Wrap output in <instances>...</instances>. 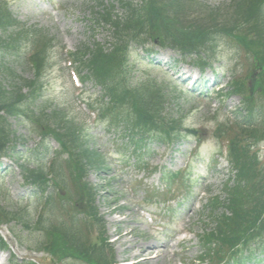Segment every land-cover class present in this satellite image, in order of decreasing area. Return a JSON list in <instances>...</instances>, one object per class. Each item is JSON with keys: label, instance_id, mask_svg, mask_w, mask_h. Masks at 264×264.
<instances>
[{"label": "rangeland", "instance_id": "obj_1", "mask_svg": "<svg viewBox=\"0 0 264 264\" xmlns=\"http://www.w3.org/2000/svg\"><path fill=\"white\" fill-rule=\"evenodd\" d=\"M200 1L206 4L205 11L212 10L207 17L218 18L222 10L218 14L214 8L225 7L222 9L227 11L234 0ZM6 2L8 9L22 25L27 26L30 30H41L50 44L47 49V54H49L48 69L44 71L39 80L40 93L42 94L39 103H43L46 99L49 113L53 109L62 110L68 119L76 121L81 126L89 140V145L103 153L105 167L101 169L91 167L87 179L99 189L100 194L97 201L101 212L107 217L108 235L114 240V253L118 263L199 264L196 261L201 254L199 234L206 225H211L212 220L206 208L207 197L199 209L194 208L193 199L195 200L200 191L208 184H210L211 195H220L221 198H224L225 183L231 175H226L227 167L220 169V166L224 165V161H220V158L214 155L215 148L218 147L215 137L217 125L215 119L212 118L211 110H216L215 108L218 107L219 112L223 111L221 113L223 116L233 114L240 102L237 96L226 97L222 100L215 90L216 87L220 88L227 83L232 76V71L236 70L238 77L244 78L242 74L247 65L250 66L251 56L237 49L241 52L239 54L231 44L232 41L230 43L226 39H220L216 44L214 61L217 68H208L203 74L202 82L197 87L198 92L212 89L210 90L212 94L210 97L194 98L185 92L188 88L184 82L187 81L186 78L192 76L193 79L188 84L191 86L194 79L197 80L196 78L202 75L195 65L189 61V63L187 61L175 63L172 60L175 55L172 50L157 47H155L158 49L155 61L161 60L164 66L150 65L149 58L143 57V52L140 49L135 50L139 47L131 44L129 47L131 51L129 69L131 70L127 87H133L134 84L146 80V84H142V86L147 98L152 97L155 101L159 97L158 93L164 90L167 99L164 108L157 104L151 105L154 106L152 112L157 126L160 128L170 116L172 117L171 114L176 116L175 112H181L183 128L184 126L196 128L202 138L200 153L192 160L187 169L191 171L192 177L194 176L193 185L190 188L192 191L185 195L182 194V197L175 201L150 202L149 199H146L149 188L156 190L159 187L162 189L161 169L175 172L189 166V157H191L196 141L193 138L171 144L158 140L148 141L142 145L143 153L137 155L138 147L129 143L124 132L115 128L108 130L103 122L97 121L93 113H89L84 102L80 100L82 95L87 98L90 95L99 96L102 90L100 86L90 80L80 83L81 87L73 82L70 75L73 65H70L68 52L76 51L84 44L91 46L104 43L108 47L113 41H117L113 30L100 20L98 15L99 3L103 2L108 6L111 2L113 3V0H7ZM114 3L118 6L117 1ZM199 22L201 21L197 20L196 23ZM196 27L197 25L193 24V28ZM189 29L191 28L189 27ZM191 32L195 31L191 29ZM20 44V47L16 49L18 54L0 55V84L11 83L9 72L6 71V68L9 67L14 74L27 80L35 77L34 69L25 55L30 48L39 45L34 44L32 40H26ZM212 71L217 72L215 77H211ZM260 80L264 84V76ZM212 82H217L220 86H212ZM246 91L247 89H244V92ZM253 103L259 106L264 104V95L255 94ZM129 112L130 109L125 108L120 116L126 117ZM9 123L18 139L14 146L15 149L8 150L0 157V204L9 209L18 208L21 210L23 209L21 207L25 206V201H35L32 194L33 189L25 183L22 167L28 169L44 167L47 160L59 151L60 146L56 140L45 138L41 134L31 131L27 121L23 119L11 117ZM43 124L46 128L45 122ZM47 125L51 127L50 124ZM260 145L261 160L259 163H255L258 164L255 175L259 178L261 176L259 173L264 172L263 140ZM133 181L136 183L135 189ZM146 188L148 191H145ZM109 190L113 193L117 192V196L121 199L117 204V208L120 207L119 215L113 214L111 204L115 199L108 200L107 194H105ZM64 194L66 195V193ZM69 196L73 197L70 191ZM194 196L196 197L194 198ZM44 206L47 208V205ZM137 206L167 213V219L158 221L165 225V230L161 233H152L149 230L150 226L134 210ZM34 209L35 204L32 203L28 210L30 227L20 223L1 226L0 231L7 240L8 251H3L0 256L3 254L6 259L10 257L11 264H13L12 255L16 256L14 261L17 259L16 262L20 263L21 259L32 258L36 256L35 254L43 257L45 264H75L72 261L54 263L51 257L45 253H35L28 249L31 240L38 236L37 233L40 229L36 223L37 214ZM46 217L51 218L52 216L47 215ZM185 225L191 229L192 233L186 242H183L179 247L176 246L177 253L171 254L170 245L176 241V233ZM12 229L22 237L24 242L19 241L13 235ZM259 236L261 237L257 242L264 243V230L259 233ZM138 245L141 247L138 248ZM255 247L258 248L256 244H252V248ZM179 251L182 252L178 253ZM257 254L256 260L259 261L246 264H264L263 254L258 250ZM0 260L3 262L2 259Z\"/></svg>", "mask_w": 264, "mask_h": 264}, {"label": "trees", "instance_id": "obj_2", "mask_svg": "<svg viewBox=\"0 0 264 264\" xmlns=\"http://www.w3.org/2000/svg\"><path fill=\"white\" fill-rule=\"evenodd\" d=\"M7 0H0V53L12 51L13 54H18L16 51L23 41L32 40L37 52L33 56V64L36 70V78L33 80L12 77L11 88L7 90L4 86H0V113H6L21 116L22 103L32 100V97L38 91V82L42 78L44 71L47 69V49L50 47L48 40L45 39L40 30H30L27 26L22 25L13 16L8 9ZM116 1V0H115ZM119 9L111 3L108 6L99 3L100 11L99 18L113 29L116 42L111 47L98 43L95 46H82L76 52L71 54L72 59L77 63L78 68L87 70L90 78L103 86L105 95L110 97V103L106 104L99 101L101 109L106 112L114 113L118 107L123 104H128L132 110L137 108L136 114L138 117L134 123L138 126V119L142 116L143 122L147 129H141V135L164 140L168 137H163L164 129L150 126H156V120L153 118V104L161 106L166 100L164 90L160 91L157 101L150 97H146L142 84L138 83L134 87H126L128 85V47L131 42L138 44H160L164 47H169L175 50L181 57L198 54L197 58H193L196 65L201 68L211 65L215 58L216 44L220 39H236L244 43L248 49L254 51L256 49L257 58H254V69L248 75L247 81H233L230 85L231 93H243L244 89L264 93V84L260 78L264 76V16L260 0H245L244 5L248 4L247 11L236 16H227L220 18L201 17L197 27L194 29L193 21L197 15L192 17L193 13H200L199 7L203 8L201 3L196 0H140L132 2L131 0H117ZM241 1L239 5H241ZM244 11V10H243ZM246 15V16H244ZM253 19L254 24L249 25ZM195 32H191V29ZM256 30V34L252 37L251 31ZM9 33V35H7ZM33 37V38H31ZM252 37V38H251ZM249 40V41H248ZM9 52V53H12ZM201 52H206L201 55ZM255 53V52H254ZM200 54V55H199ZM11 76V75H10ZM17 79V81H15ZM24 87L29 88V94L22 93ZM23 100V101H21ZM31 102V101H30ZM245 103L248 106L245 110L239 111L243 116L244 123L242 124V134H237L231 139V153L233 154L237 167V180L226 191V199L220 200L219 197L213 198L211 201V211L215 212L218 208H226L231 215L227 213L221 214L216 219L217 236H214L219 241L249 240L248 230L255 229V237L264 230V172L257 174V157L251 154L253 147L259 140H264V119L258 121L259 117H254V114H259L258 111L249 104L246 98ZM139 109V111H138ZM247 110V111H246ZM35 120L50 122L53 128L47 130L46 133H52L59 141L63 150H70L78 162V167L84 173L87 164L89 166L94 161L92 154L89 151L81 152L80 146L83 141L80 137L81 130L78 123L67 119L63 113L53 112L50 116L43 112L39 116H33ZM130 119V118H129ZM131 120V119H130ZM176 119L171 118L168 129H173ZM46 124V123H45ZM135 127V126H134ZM159 132H158V131ZM139 131V134H140ZM165 130V135H166ZM176 137L179 134L174 133ZM175 137V138H176ZM141 139H143L141 137ZM11 132L6 123V117L0 114V152H6L13 149ZM13 142V141H12ZM9 143V145H8ZM85 161V162H84ZM87 163V164H86ZM260 165V164H259ZM23 174L25 180L32 185L38 186L44 191L50 180L48 172L45 168L28 169L24 168ZM57 173L56 184L65 180L61 178V167L59 166ZM54 183V182H53ZM54 183V186H56ZM260 187H259V185ZM81 191V201L78 205L85 209L82 200L86 198L87 207L91 210V215L96 217L97 211L93 205L92 190L85 183L79 185ZM52 202V199L50 200ZM53 208V207H51ZM3 207H0V222L1 219L9 221V214ZM13 217V216H12ZM15 217V216H14ZM18 217V215H17ZM43 217V216H42ZM41 217V218H42ZM40 218V219H41ZM18 219V218H17ZM19 219L28 226V221L25 214ZM40 221V220H39ZM38 221V223H39ZM48 221V220H47ZM262 222L257 225L258 222ZM42 223V222H40ZM62 224L54 225V223H46L41 225L40 236L41 241L35 246L36 249H44L53 255L58 260L77 259L76 261H86L89 264H111L112 261L100 249H91L90 235H85L77 224L72 222L70 225ZM236 235L234 236V234ZM16 235V234H15ZM250 237V235H249ZM20 239V237H19ZM22 240V239H21ZM227 243V242H225ZM211 252L212 245L206 244ZM235 244L232 243V249ZM230 251H232L230 249ZM219 252L217 253V255ZM75 261V260H74Z\"/></svg>", "mask_w": 264, "mask_h": 264}, {"label": "bare ground", "instance_id": "obj_3", "mask_svg": "<svg viewBox=\"0 0 264 264\" xmlns=\"http://www.w3.org/2000/svg\"><path fill=\"white\" fill-rule=\"evenodd\" d=\"M141 247V245H138V248H140ZM156 257H158V256H156ZM3 264V263H2Z\"/></svg>", "mask_w": 264, "mask_h": 264}]
</instances>
